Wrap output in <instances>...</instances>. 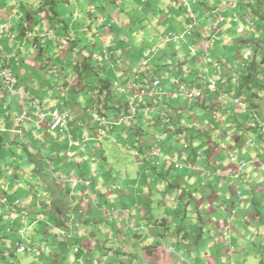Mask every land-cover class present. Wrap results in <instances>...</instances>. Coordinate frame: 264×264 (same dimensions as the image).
Listing matches in <instances>:
<instances>
[{
  "label": "crops",
  "instance_id": "obj_1",
  "mask_svg": "<svg viewBox=\"0 0 264 264\" xmlns=\"http://www.w3.org/2000/svg\"><path fill=\"white\" fill-rule=\"evenodd\" d=\"M70 1L74 3L78 0ZM96 1L98 0H93L87 6L76 7L74 15L78 13L79 19H74V23L80 22L81 19L92 24L100 15L94 7L101 9L100 12L104 14L108 11V15L104 16L102 24L112 27L111 30H118L120 32L116 26H125L131 23L136 16L139 17V20L135 21L136 23L145 22V25H141L143 28H138V31H136L138 32L136 34L139 35H135L136 38L132 37L133 41L123 37L124 39L121 38L122 42L116 44L115 39L112 40L117 48L115 51L107 53L104 57L105 60H108L112 54L116 53L115 58L112 59L114 60V64L112 63L111 65L112 76H116V68L119 67L124 72L120 73L122 76L121 84L128 79L127 76L131 67L127 64L128 59H131L132 66L134 65V61L136 62L135 64L138 65L139 71H147L148 76L152 75L150 69L151 64L154 62L170 64L171 62L168 61L170 58H175L176 61L180 60L182 62L180 66L173 69L172 67L167 68L168 66L162 67L163 70L171 69L164 73L166 78L162 85L165 94L151 98L143 95L140 96L144 106L141 112L143 117L151 118L152 115H157L164 111L178 110L177 115L173 119L176 121L179 116H182L181 120L184 121L183 116H189L192 112L197 115V111L194 110L196 107L202 109L200 117L194 118L193 122L185 121V123H188L185 124L186 127H192L193 130H187L181 134L182 138L188 140L191 151L185 153L183 157L179 155L171 156L172 159L179 158L181 162L183 158L184 160L186 158L185 162H191L193 166L188 168L184 165L182 168H175L171 161L169 164H165L164 161L153 164L152 160L151 163L148 156L149 148L156 144L157 136H152L148 132L142 138L144 140L142 155L143 157L145 155V158L143 159L142 157L137 160L134 156H130L131 158L127 157L125 160L127 162L132 160L137 163V166H125L123 164L125 161L123 162L117 157V160L122 162L120 165H123V170L128 178L132 176L130 174L133 172H136L139 178L138 183L133 184V186H137H134L135 189L131 190L130 193L127 192L124 195L122 191L119 192V197H121V205L119 207H115L116 202L111 198L113 196L109 189L107 192H100L98 197L91 194V192L86 193L84 187L81 185L72 189L70 184H65L58 177H65L66 175H73L75 173L88 177L81 167L87 162V158L89 156L93 157L94 154L99 156L100 153H103V155L110 152L114 153V151L120 149L117 146H120L123 140L124 144L122 143L121 146L125 149L124 147L132 142V132H123V135L116 134V138L113 137V133H107L100 139L92 138L86 146H73L71 147L73 151L72 156L70 158L65 156V161L61 157L65 155L64 152L68 139L50 131L47 125H45L46 122H39L38 112L31 108L28 102L23 104L18 96H12L5 92L3 86L0 84V159L3 154L7 155L8 153L4 144L9 142L10 138L16 137L12 129L18 126L20 122L14 120L15 117L20 115L24 109H28V115L32 118V121L20 123L23 131L22 141L24 143L21 146L25 148L24 157L21 156L17 165L15 161L13 164L15 167H11L12 173L10 175H8L10 173V167H8L5 173L7 181H4L2 172H0V253L4 258V264H11V256L24 252L30 254L22 258V262L16 259L17 264H36L38 258L45 256L44 254L40 256V252L41 250L44 251V247L43 249L39 247L43 244L49 245V250L47 249L49 251L48 262L51 260L54 264L57 262V254H60L59 264H139V260L136 259L137 256L132 253V249L129 248L128 244L117 241V247L113 249L108 243L110 236L107 239L97 236L101 232L112 231V236L114 232H118L121 237H129L130 233L128 230H131L133 235V238L130 239L136 242V246L142 249L143 254L151 256L140 264H264V144L259 143L258 148H255L256 155L254 157L248 156V160L246 159L247 163L242 168L240 176L236 177L237 172L240 171L238 170L236 161L239 158H244L240 154L241 150L238 149L237 151L238 146L236 143H239L240 139H244V136L234 135L233 139L229 140V144H226V147L221 146V154L217 155V152L220 150L216 148V145L226 139V136H224L225 128L217 125L216 129L209 131L213 127L211 122L206 123V120H200L201 117L205 116V110L200 106L201 103L204 106H208L210 103L221 101V108L223 109L218 114H222L225 121L229 117L225 114V108H228L229 104L227 105L223 100H220V96H217V93L214 91L208 92L205 96V99L214 97L213 102H209L208 100L195 102L184 96L186 100L184 103L175 99L177 92H175L173 85L176 80L181 79V70H186L188 76L192 77H187L186 80L188 79V82H193L192 79L196 78V76L193 77V74L197 72V65L198 62H201V57L198 60L193 58L194 60L189 61L187 58L189 56L187 43L178 46V44L172 42L161 41L164 40L165 32H183L192 12H184L185 10L180 0H124L123 5H120V7L122 10L125 7L126 9L120 11V7H116L110 14L111 11L105 7H98ZM8 4L11 5L8 7H12L18 4V1L9 0V3H7L0 0V26L3 27L0 34L3 35V41L6 46L3 50L9 54L10 69L17 75L19 80L29 82L27 85L28 89L34 96L39 93V90L45 92V88L47 89L45 96L41 98L45 111L50 110L56 103H58L60 110H65L61 105L62 101L58 102L55 95H52L53 84L51 83L50 85L49 80L48 82L45 81L48 74L54 72V69L50 67L55 62V59H49L45 65L44 54L38 53L40 43L46 41L48 37V34L41 32V29H45L46 26L40 27L41 21L37 23L40 18L39 15L37 17V15H34V11L29 9L25 11L32 13L33 19L30 21L24 20L23 22V18H21L23 14L19 18H15V14L18 15L20 9L14 12L13 15L9 14L6 17L8 10H6L5 6ZM201 6L199 4L193 5L192 10L197 17L204 16V19H206L210 14L206 11L207 9H202ZM219 9L222 10L221 7ZM221 10L214 11V13ZM225 12L230 13L232 11L223 10L221 12L224 18L221 25L224 28L227 27L229 19L227 15H224ZM133 13L137 15L135 16ZM128 14H131V16ZM28 23L33 26L34 31L29 30L27 32L29 28L26 25ZM202 30L201 28L197 32V37L200 38V45L202 38H206ZM121 31H124V29L122 28ZM12 34L14 37H12ZM106 40L108 41L109 38ZM160 45L163 46L161 47ZM165 45L174 46L175 49L171 48L170 53L162 51ZM106 48L101 47L99 51L105 52ZM7 49L10 51H7ZM150 49L151 51H149ZM99 51L97 50V53L100 54ZM1 54L2 52H0V56ZM179 54L183 56L180 57ZM176 61L173 62L175 63ZM236 62H239V60H236ZM204 66L205 64L202 67ZM225 66L226 68L223 66L225 71L223 70L222 73L215 74L214 78L217 82L218 80H228L229 72H226V70L232 71L231 67L234 66L232 68L234 69L237 65L235 64L229 69L227 64ZM197 70L199 71V69ZM213 71H215V68H213ZM238 71V68H236L232 71V74ZM217 72L216 70L215 73ZM211 76L213 74L209 73L208 79ZM139 77L141 78L142 75H139ZM127 90L124 92L126 93ZM132 92L131 89L128 90V95L124 97L126 101ZM87 98H89L88 102L82 101L80 103V98H77L79 100L74 99L73 102L76 104L78 102V104L80 103L79 105L86 103L84 107L87 109L85 111L91 113L89 108L93 107L96 103V98L92 99L91 93L88 94ZM6 112L9 113V119L4 118ZM72 117H75V114ZM76 118L79 121V126H81V116L76 113ZM146 124L148 123L146 122ZM125 125L127 126L126 122L122 123L120 128H123ZM46 134L49 135L47 138L49 143L41 141L39 138L40 135L45 136ZM259 136L257 139L264 142V137ZM53 137L54 139L51 140ZM125 137H127V140ZM236 137H240L239 140H236ZM103 139L107 147H98V142L103 141ZM17 140H19L18 137ZM16 141L14 142L16 143ZM41 142L43 147L34 145ZM241 143L245 144L246 139ZM253 144L254 141H252L251 145ZM214 146L216 149L212 148ZM227 146L229 147L227 148ZM225 152L233 154L235 160L231 161L229 158H225ZM238 152H240L239 155H237ZM165 153L167 152L165 151ZM120 155L121 153H118V156ZM142 159L145 161L144 163ZM228 159L229 161H227ZM54 161L57 163V166H54L53 172L58 177H52L50 174L49 165ZM169 166L172 169H177L176 171L179 173L173 174L171 171H168ZM65 168H68L67 174H64ZM0 169L3 171L2 167ZM32 169L34 172L30 174ZM160 171L163 173L167 171V175H158ZM43 174H46V176ZM21 175L26 176V179L20 177ZM104 179L105 177H102V180ZM108 179L107 177L105 181ZM138 184L141 185V188H138ZM186 185L187 188L189 187L188 191L191 192L192 189L196 190L195 194L192 195L194 193L192 192L189 198L195 200L194 205H192L191 200V205L197 208V212H190L191 209L189 207L187 208V216L184 220L181 221L180 218H177L173 221L172 217L174 216V210L177 208L176 204L186 200V198L188 199L186 196L183 197L182 194V190H185L184 186ZM103 186L104 184H101V187ZM237 190H241V193L238 194ZM20 191L22 192L20 193ZM199 192L202 194L199 195ZM62 194H67V199L63 200V206H65L68 200L71 209L68 211L70 217L68 215L65 217L61 213V210L53 209V202H56L60 207ZM97 198L98 200H104L102 205L99 204ZM93 200L97 201L96 206ZM227 202L229 204L228 208L234 212L233 216L228 213L227 207L218 208L221 206V203ZM151 203V206L155 205L157 207L158 214L151 212ZM92 205L96 208L92 209ZM129 208L131 209V214L125 212V209L129 211ZM253 209L256 212H253ZM120 210L124 211L119 219L120 213L118 211ZM62 211L64 210L62 209ZM80 213L83 215H80ZM224 213L229 217L226 220L222 217ZM161 217H164V222H158L157 219ZM196 217L199 218L194 219ZM57 220H66V225H58ZM109 220L113 222L112 227L109 226ZM198 221L201 222L200 226L195 228V222L197 223ZM244 221L248 222L247 226L243 224ZM115 222L121 226L120 230L115 225ZM180 222L186 227L185 236L181 235L180 232L172 235L176 231L174 229L175 226ZM84 224H95L98 231L92 233L86 229ZM207 229L209 231L205 233ZM124 230H127V233ZM244 231L246 233H243ZM234 233L242 240L246 239L247 233H251L255 236V240L254 236L250 235L247 240L248 243L243 244L241 240L234 241L235 238L231 235ZM228 237H230V240L226 241ZM195 239L196 247L194 248L191 241ZM18 243L26 244L27 249L17 252L15 249ZM130 243L132 245L133 242ZM75 245L86 251L83 257H79V253L76 252L73 254L72 248ZM117 249H123V252ZM68 250L67 255L66 252ZM111 251L117 256L116 263L108 257ZM64 254L67 255L66 259ZM117 254L121 256L126 255L130 258L125 257L123 259ZM79 259L82 262L79 263Z\"/></svg>",
  "mask_w": 264,
  "mask_h": 264
},
{
  "label": "rangeland",
  "instance_id": "obj_2",
  "mask_svg": "<svg viewBox=\"0 0 264 264\" xmlns=\"http://www.w3.org/2000/svg\"><path fill=\"white\" fill-rule=\"evenodd\" d=\"M1 1H6L7 3H9V0H1ZM17 1H18V4H16L15 6L8 7V6H11L10 4L5 6L6 10H8V14L6 15V17H8L9 14L13 15V13L16 12L17 10H19V9H20V12H19L18 15L15 14V18L17 19V18H19V16H21L23 14V16L21 17V18H23V20H22L23 22H24L25 19H26L25 21H30L31 19H33V17L31 16L32 13L31 14L29 13L28 16H27V12H26L27 10L26 9L34 11V15H37L35 13V10L37 8H39V6H38V1L39 0H17ZM92 1L93 0H78V1H75L73 3V1L71 2L69 0V1H67V2H69V4L66 1H63V0L59 1L57 3V10H58L59 16H60V18L64 19L68 23L71 22V18H73V17H74L75 20H77V19H79V14L76 13L74 15L76 7H79V6L82 7L83 5L87 6ZM240 1L243 4V0H240ZM116 2L113 3L111 0H101V1L98 0V1H96V3L98 4V7H101V6L105 7L107 10L111 11L110 14L114 11V9L116 7H120V5H123L124 0H116ZM217 2H219V0H206V4L205 5L202 4V6H201L202 9L203 8L207 9L206 11H208V14H210L208 16V18H206V19H202L201 18L200 21H201L202 24L199 26L200 29L201 28L203 29L202 33H204L205 37L207 39H209V45H208L209 48H208V50L200 49V47H202V46L199 44V42H197L200 38L197 37L198 34H197L196 31H194L192 33V35H191V39H190L191 44L192 43H196L195 53L194 54H196V52L202 51L201 52L202 54H207L210 57L208 59L209 62L205 64V65H207L206 70H204V67H202L203 64L205 63V61H203V59L201 57V60H200L201 62H198V65H197V69H199V71L196 69L197 72L193 74V77L196 76V78L195 79L193 78L192 80L193 81H197V82H201V83H206L207 80H208V74L209 73L213 74V76H211V78H212V77H215V74H219L220 72L222 73L224 68H226V66H225L226 64L228 65V69L231 66L236 64L237 66L234 69L238 68L239 71L235 72L234 74H232V71H234V69H232V68L234 66L231 67L232 71H227L226 70V72H229L228 73V81H227V83L225 82V83L222 84V89H220L219 87H218V89H219L220 98L222 97L221 94L224 93V95H223L224 97L221 98L220 100H223V102L225 104H227V105L229 104L228 108H231V109L239 112L243 108H240L239 105H237V106L232 105V100L238 95L234 96L232 94L229 82H231V81L233 82V81L237 80L238 77L241 75V73L245 72L244 68L245 69H248V68L250 69L251 62H249V61H252L253 58H255L256 61L260 60L259 56L261 55V51H260L261 48L256 47L255 45H252L251 43H252V40H253L252 38H254V37H261V38L264 37V23L261 22L253 14H251L250 11L248 13H244L243 14V11H244L243 7L238 5L237 6L238 9L235 10V9L229 8L227 11L231 10L232 12H230V13L225 12L224 13V15H227L228 18H229L228 19V25H227L226 28H224L221 25V22H218L215 19L216 15H217L216 12L215 13L212 12V10H216ZM221 3L225 4V1L222 0ZM127 7H128V5H127ZM94 8H96L98 13L100 14L99 15L100 17L98 19H95L92 24L90 22H87L85 20L83 21V20L80 19L81 23L78 22L79 23L78 30H79V32L80 31L81 32L78 33V34L81 35L82 42L77 40V43L80 46H82V45L85 46V45H90V44L92 45V43L94 44V42H96L98 44L96 46V52H97V50L99 51V49L101 47H103V48L107 47L105 49V52H100V54L98 53L100 55V57H105L107 53H110L111 51H115L116 48H117L116 44L120 43L118 41L119 39H121V38L124 39L123 37L129 38L131 40L133 38H136L135 35H139V34H136V33H138V32H136V31H138V28H143V26H141V25H145V22L136 23L134 21L135 19H133L131 21V23L126 24L125 26H120V25L116 26V28H118L120 32H118V30L117 31L111 30L112 27H109L107 25L105 26V24H102L103 20H104V16L108 15V11L104 14V13L100 12L101 9H99L97 7H94ZM125 9H126V7L123 10H125ZM119 10L123 11L122 9H119ZM184 12H186V11H184ZM133 14H135V16L137 15L136 13H133ZM128 15L131 16V14H128ZM26 17H28V18H26ZM37 17H38V15H37ZM39 17L41 18V26L40 27L46 26L45 29H41L42 33L45 32V33H48V34L52 35V34H55L58 31V29L56 30V28H55V23L51 22V20L48 18V16L44 12L43 13L41 12L39 14ZM194 17H195V19H200V17H197V15L194 16ZM128 20H129V18H128ZM212 25L217 27V32H215V33L213 32L212 27H211ZM26 27L29 28L27 30V32L29 30L30 31L33 30V26H31L29 23L26 25ZM128 27H130V28L128 29ZM122 28L124 29V31H121ZM25 29H27V28H25ZM35 29H37V28H35ZM107 38H109L108 41L106 40ZM114 39H115L116 44L114 42H112V40H114ZM243 39H245L247 42L246 41L242 42ZM73 42L74 41H72V43ZM161 42H164V40H162ZM69 44L71 45V43H69ZM150 46H148V47H150ZM160 46L162 47L163 45H160ZM178 46H181V45L178 44ZM4 47H6V46H5V43L3 41V35L0 34V52L3 51ZM87 48L88 47H86L85 49H87ZM156 48H158V47H156ZM156 48H154V50H156ZM171 48L175 49L174 46L171 47V45H165L162 48V51H167L168 53H170L169 51L171 50ZM7 51H10V50L7 49ZM149 51H151V49ZM153 51H152V54H153ZM76 53H77V55L80 56L79 51H77ZM76 53H75V55H76ZM188 53H189V50H188ZM254 53H256L255 57H254V55H255ZM44 54H47V52H45ZM115 54H112L111 57L108 58L109 62L107 64L108 65L107 66L108 67L107 68V72H108L109 77H111V79H114L119 84V82L121 83V81H122V76L120 75V73H124V72H122L119 69V67H117L116 68V71H117L116 76H112V69H111L112 67H111V65H112V63L114 64V60H112V59L115 58V56H116ZM179 56L182 57L183 55L179 54ZM195 57L196 56H194V55L191 56V53H190L187 58L190 61V60H192ZM64 58L65 57H63V59ZM180 59L182 60V58H180ZM213 60L220 61L218 68H216L215 66H212ZM227 60H229V62H227ZM236 60H239V62H236ZM168 61L171 62V64L168 65L167 68L172 67V69H173L174 67H178V66H180L182 64V63H180V65H175L176 62L175 63L173 62V61H176L175 58H172V59L170 58ZM135 63L136 62L134 61V65L132 66L131 59L127 60V64L129 66H131L130 70L128 72L129 75L127 76V78H129L130 81H133L135 79L136 75H143V73H144V70L139 71V67ZM223 66H224V68H223ZM213 68H215V71H213ZM159 69H160L159 70V73H160L159 76H160L162 84H163L165 82L164 80L166 78L164 73L168 72L169 70L168 69L163 70L161 68H159ZM216 70H218L219 73H215ZM59 71H60L59 69H58V71L54 69V72L48 74V77L45 80L46 82H48V80H49L53 84V86H52L53 94L52 95L56 96L55 98H56V100L58 102L63 101L61 105L63 106V108L65 110H67L68 113H70L69 122L74 125V128L75 127H77V128L79 127V124H78L79 121L77 120V118L72 117L73 114H75V116H76V113L81 116L82 119L80 121L82 122V125H87V126L89 125L90 126L95 118L92 115H89V114H91L90 112L87 113L85 111L87 109V108L84 107L86 105V103H83V104L79 105L82 101L83 102H88V100H89V98H87L88 94L84 93V92H79V93L77 92L79 87H80V85H78V82L76 80L77 78L73 74L67 73L66 69L63 70L62 72L60 71V74H59ZM181 74H180L181 75L180 78L182 80H184V81L188 80V79L186 80L187 77H191L190 75L188 76V73H186V70H181ZM235 76H238L237 79H235ZM57 78H59L60 82L63 81L64 83H62V82H61V84L60 83H55L54 81ZM218 82H220V80H218ZM122 83L123 84L121 86H119V88L117 89V91L119 92L118 96L126 97L128 95V90L129 89L125 93L124 92V88H125L124 82H122ZM26 84L28 85L29 82H26ZM57 87H59V88H57ZM73 88H76V90H77L74 94H72V96L74 98L71 95H69V93H68L69 90H72ZM139 90L143 91L142 88L139 89ZM46 92L47 91L44 92V91H40L39 90V93L36 94V97L41 99L43 96H45ZM173 93H175V92H173ZM203 93L206 94V91L203 90ZM204 94H203V97L205 96ZM77 98H80V103L79 104H78V102H77V104L73 102L74 99H77ZM91 98L95 99L96 98V94L95 93H91ZM175 99H178L182 103L186 102V100L184 99L183 95L179 94V93H176ZM255 99H257V101L259 100L258 98H255ZM77 100H79V99H77ZM202 100H205V98L201 99L200 101H202ZM194 101L196 102V99ZM116 102H117V100L115 98V99L112 100L111 104H114ZM243 102H244V100H243ZM125 103H127V102L123 101L122 105L124 106ZM97 105H98V103L96 102L93 105V107L89 108V109L91 111H94V109L97 107ZM248 105L250 106V104H248ZM213 108H215V107H213ZM191 109H192V107H191ZM209 109H211V107L207 108V110H209ZM194 110L197 111V115H195V113L192 112V114L189 115V116H183L184 121L193 122L194 118L200 117V114H202V109L196 107V109H194ZM254 112L256 113V111H254ZM108 113L111 115L112 111L109 110ZM167 113H168V115H170L169 112H165V115H167ZM218 113H219V110L216 108L214 113H213V111L212 112H208L204 117L200 118V120H206V123H210L211 122L213 127L211 129H209V131H212V129H216L217 125L223 126V128H225L224 136H226V139H224V136H223L224 141L223 142H219V144L216 145V148L220 150L219 152H217V155L221 154V149H222L221 146L226 147V144H229V140L233 139L234 135H242V136H244V139H246V143L245 144L241 143V142L244 141V139H240V142L236 143V145L238 146L237 151H238V149L241 150V153L238 152L237 155H239V153H240L247 160H248V156L249 157L250 156L254 157L256 155V153H257L255 151L256 150L255 148H258L259 143L260 144H262V143L264 144V142L262 140L257 139L259 134L257 132H255V131H253V129H248L245 133H244V130H236V128L234 127V125H236V123H237L236 121L233 122L231 120L232 119L231 117H228L226 119V121H225L223 119V115L222 114L219 115ZM125 114H126V116H131V117H133L134 114H135L134 109L132 108V105L129 104V103H128V106H127V108L125 110ZM225 114L227 115V113H225ZM256 115H257V113H256ZM263 116H264V114H262L260 116L257 115L256 117H260L261 118ZM154 117L155 116L152 115L151 119L152 118L154 119ZM157 117H158V115H156V118H155L156 120H157ZM237 118H238V120H240L241 119V115H238ZM254 118L255 117L250 114V117H249L248 120L254 121L255 120ZM155 121H153L154 123H152L151 126L147 125L145 127V129L149 130V132L152 134V136L153 135L157 136L156 137V139H157L156 140V145L161 146V150L163 151V153L160 156L153 157L152 159H151V157H149L150 160H151L150 161L151 163H152V160L154 162L153 164H155L157 162H163V161H165V156H169L171 158L172 155H179L180 157L181 156L183 157L185 155V153H188V152L191 151V148H185L184 147V141H186V139L182 138L181 134H176L172 130L165 131L162 122L157 123ZM150 122H152V120ZM186 124H188V123H186ZM99 126H97V129H98ZM119 130H122V131H119ZM128 131L135 132V126H133L131 128V127H128V126L125 125L123 128H119L117 133H114L113 137L116 138V134H118L119 132H120L121 135H123L122 134L123 132L127 133ZM206 131H208V130H206ZM241 133H243V134H241ZM76 136H78V134H76ZM48 137H49L48 134H46L45 136H42V135L39 136L41 141L43 140V141H46L47 143H49V141L47 140ZM239 138L236 137V140H239ZM16 139H17V136L13 137V138H10L11 141H9L6 144H4L6 146L7 152H8L7 155L3 154L2 158L0 159V167H2V169H3V171L0 169V172H2V175L4 177V181H7L5 173L7 172L8 167H10L9 168L10 169V173L8 174V175H10L12 173V171H11L12 168L15 167L13 165L15 163V161H16V165H17L19 163V160L21 159V156L24 157V155H25V148H22V146L18 144V143L21 144V142L20 141H17V143L12 142V141H16ZM52 139H54V137L51 138V140ZM114 140H117V139H114ZM252 141H254L253 145H251ZM121 142L123 143L124 140L121 141ZM28 143H30V142L28 141ZM122 143H120V144L122 145ZM34 145L35 146L38 145L37 147H43L42 146V142L38 143V144H34ZM121 145L117 146L118 148H120L118 150L120 152L114 151V153H112V152L106 153V154H104V156H100V155L97 156L96 154H94L93 157L89 156L87 158L88 159L87 162L81 166L83 171H85V173L88 175V177L92 180V184H91V186H89V189H88L89 193L91 192V194H94L96 197H98V194L100 192H107V190L109 189L110 193L114 197V198L113 197H111V198L116 202V206L115 207H119L121 205L120 204L121 203V197H119V192L122 191L124 195L127 194V192L130 193L131 190L135 189L134 186L135 187L137 186V185L133 186V184L138 183V179H139L138 178V174H136V172H133L132 174H130L132 176L130 178H128L127 174L123 170V167H122L123 165L122 166L120 165V163H122V162L117 160V157H118V158L121 159V161L124 162L127 157L131 158L130 156H133L132 151H129L127 146H125L124 147L125 149H123ZM100 146L107 147L106 146V142L104 141V139H103V141L98 142V147H100ZM228 147L229 146H227V148ZM212 148H215V146L212 147ZM165 151L168 154L165 153ZM118 153H121V155L118 156ZM226 157L229 158L227 152H225V158ZM61 158L63 160L66 159L65 155L62 156ZM216 158H218V156H216ZM263 158H264V153H263ZM185 161H186V158H185V160L183 158L182 163H184L186 165ZM227 161H229V159ZM125 162L123 163L125 166H129V167L137 166V163L132 161V160L130 162H127V161H125ZM142 162L144 163L145 161L142 159ZM171 162H172V165L174 166L175 165L174 163L175 162H177V163L180 162V159L179 158L178 159H174V158L172 159L171 158ZM189 163H191V162H189ZM192 165H193V163H192ZM53 166H57V163L55 161L53 162ZM156 166H158V165H156ZM169 168H170V166L168 167L167 170L171 171L173 174L179 173L178 171H176L177 169H172V168L169 169ZM64 171H65L64 174H67L68 168H65ZM166 172L163 173L162 171H160L158 173V175H162L163 174V176H166L167 175ZM238 176H240V173H238ZM20 177L26 179L25 178L26 176H22L21 175ZM102 177H105V179L108 177L109 179L105 181V179L102 180ZM101 184H104V186L101 187ZM140 186L141 185L138 184V188ZM188 188H187V185L184 186L185 190H182L183 197L184 196H186L188 198L191 197L190 194H192V192H194V194H195L196 190L194 191L192 189L191 192H190V191H188ZM173 189H175V188H173ZM21 192L22 191H20V193ZM200 194H202V193L199 192V195ZM97 200H98V198H97ZM191 200H192V205H194L195 200L192 199V198H191ZM221 200H223V199H221ZM103 201H104L103 199L98 200L99 204H101V205L103 204ZM151 205H152V203L150 204V206ZM125 206H127V205H125ZM220 207L221 208H223V207H227L228 208L229 204H228V202L227 203H221V206H219L218 208H220ZM95 208L96 207H94L92 205V209H95ZM127 208H128V206H127ZM226 210H228V213L232 214V216L234 215V212L232 211V209L228 208ZM249 210L251 211V209H249ZM123 211L124 210L118 211V213H120L119 214V219L122 216ZM192 211H194V210L193 209L190 210V212H192ZM125 212L131 214V209L129 208V211L127 209H125ZM151 212H153L154 214H158V209H157V207L155 205L151 206ZM253 212H256V210L253 209ZM80 215H83V214L80 213ZM193 215H195V214L193 213ZM115 216H117V215H115ZM222 217H223L224 220H226L228 215L226 213H224L222 215ZM198 218L196 217L194 219H198ZM252 218H253V215H252ZM109 219L112 220L111 217H109ZM200 223H201L200 221H198L197 223L195 222L194 227L198 228V226H200ZM112 224H113V222L110 221L109 226L112 227ZM243 224L245 226H247L248 222L244 221ZM84 225L86 226V229H88L92 233H95L96 231H98V229L96 228L95 224H91V225L84 224ZM115 225L119 227V230L121 229L120 228L121 226H119L118 223L115 222ZM208 231H209V229H207L205 233H207ZM124 232L127 233V230H124ZM128 232L130 233L129 237H124V236L121 237L120 233H118V232H116V233L114 232L113 233L114 235L112 236L111 235L112 231H108V232H105V233L101 232V234L99 233V234H97V236L100 237V238H106V239H107V237L110 236L108 238V243H109V246L112 247L113 249H116L117 241L128 244L129 248L132 249V253H134L137 256L136 259L139 260L138 263L140 264L141 262H143V260L146 261V259L148 257H151V256H148L147 254H143L142 249L136 246V242H134L133 239H130V238H133L131 230H128ZM243 233H246V231H244ZM102 234H103V236H102ZM234 234H231L235 238L234 241L235 240H241L243 242V244H247L248 243V241H247L248 238L250 237V235H252L251 233H247V235L245 236L246 239L242 240V239H239L237 237L236 233H234ZM252 236H254V235H252ZM229 240H230V237L226 238V241H229ZM254 240H255V236H254ZM195 241H196V239L194 241H191V243L193 244L194 248L196 247L195 246ZM130 242H133L132 245H130L131 244ZM252 242H255V241H252ZM42 243H44V242H42ZM71 246H72V244H71ZM249 246H251V245H249ZM43 247H44V251L41 250L42 253L40 252V256H41V254H44L45 256L43 258H41V257L38 258V262L36 264H54L51 260H49V262H48L49 245L43 244L39 248L43 249ZM77 249H78V252H76V253H79V257L80 256L83 257L84 254L86 253V251H83V249L79 248L78 246H77ZM117 250H119V249H117ZM73 251L74 250H72V252ZM119 251L123 252V249H120ZM68 252H69V250L66 252L67 255H68ZM29 254L30 253L24 252V253H21V254L18 253V254H15V255L11 256V258H12L11 264H17V260L16 259H19L22 262L21 259L24 258L25 256L29 255ZM66 254H64L65 259L67 257ZM73 254H75V251L73 252ZM117 255L120 256L123 259H125V257L130 258L129 256H126V255H122V256L120 254H117ZM8 256H10V255H8ZM108 257L113 259V262H115V263L117 262V256H115V254H113V251H111V254ZM43 259L45 260L44 262H43ZM78 261H79V263L82 262L81 259H79ZM0 264H4V258H3L1 253H0ZM80 264H82V263H80Z\"/></svg>",
  "mask_w": 264,
  "mask_h": 264
},
{
  "label": "trees",
  "instance_id": "obj_3",
  "mask_svg": "<svg viewBox=\"0 0 264 264\" xmlns=\"http://www.w3.org/2000/svg\"><path fill=\"white\" fill-rule=\"evenodd\" d=\"M59 1L62 0H39L38 1V6L39 8H37L35 10V13L37 15H39L41 12L45 13L48 18L51 20V22L55 23V28L56 30L58 29V31L55 34H48V37L46 39V41L40 43L39 47H38V53L39 54H44L45 52H47V54H44L45 56V65L47 64V61L49 59H55V62L51 64V68L52 69H56L58 71V69L62 72L63 70H67V73H71L73 74L77 79L78 85H80L78 91L76 90V88H73L72 90H69V95L72 96V94H74L76 91L79 92H84L87 94L90 93H95L96 94V102L98 103L97 107L94 109V111H91L92 115L95 114L97 115V118H95L92 122V124L89 126L87 125H81L79 126V128L84 129V131L86 132V134L91 135V136H95L96 139H98L97 136V126H99L98 124L100 123V118H103L104 120L110 122V124L107 127H103V125L100 124L99 128H105L107 133H117L118 129L120 128L122 123H127L128 127H133L135 126V132H132V142L130 143V145L135 148L137 146L140 145V142L142 140V138L148 134L149 130H146L145 127L151 126L152 123H154L153 121H155L156 119V115H154V119L152 118H145L142 115V100L140 96H147L145 93L151 88L152 86V82L154 80V78L156 77H160V73H159V68L162 69V67L164 66H168L170 64L168 63H158V62H154L151 65V71H152V75L148 76L147 75V71L143 73L142 77L140 78L139 75H136L135 79L133 81H130L129 78L124 81V91L126 89H131L132 95L136 94V100H135V114L132 118H130L129 120L125 121L124 118L126 116L125 114V110L128 106V103H125V105H122V102H128L125 100L124 96H118L119 92L117 91V89L119 88V86H121L122 84L119 82H116L114 79H111V77H109L108 72H107V64H108V60H105L104 57H100L98 55V53L96 52V46L97 43L94 42V44L92 43V45H85V46H80L77 43V40L82 42V37L81 35H79L78 33V25L79 23L76 22L74 23V18H71V22L68 23L66 22L64 19L60 18L58 10H57V3ZM63 1H69V0H63ZM113 3L116 2V0H111ZM225 4H222V0H219V2H217V7L216 10H221L219 9V7L222 8L221 11L216 12V16H220L221 12L223 10H228L229 8L232 9H238L237 6L233 7L231 6V1L230 0H224ZM236 1V0H234ZM69 3V2H67ZM117 3V2H116ZM239 6H242L244 11V13H248L250 11L251 14H253L255 17H257L261 22L264 23V0H243V4L241 3L240 0H238ZM205 5L206 4V0H192L190 2L189 5V9L191 10V14L188 20H191L192 18H194L195 13L192 10V6L193 5ZM185 11H187V7H183ZM121 9V7H120ZM213 12V11H212ZM28 12H27V16H28ZM31 14V13H30ZM100 17V16H99ZM98 17V18H99ZM201 20V18L203 19L204 16H199ZM26 20V19H25ZM139 20V17L136 16L134 21ZM41 21V19L39 18L37 22ZM201 23V21H199V24ZM195 27H197V30H199V25H194L193 29H195ZM24 28V25H23ZM23 31V30H21ZM187 39V44L191 43L190 39L191 36L188 35L186 37ZM247 39V38H246ZM252 45H255L256 47L261 48V55L259 56L260 60L256 61L255 58H253L250 64V69H245V72H242L241 75L235 76V81H231L229 82L230 88H231V92L234 96L238 95L241 97L242 100H244L246 106L241 109V111L237 112L231 108H225V111L227 113V115L229 117H231L232 121H236V125H234V127L236 128V130H244V133L248 130V129H253V131L257 132L260 136H261V128L258 125V123L252 120H248L250 117V114L253 115L256 119L257 115H262L264 114V37H254L252 38ZM72 41H74L72 43ZM120 43L122 42V39L118 40ZM246 41L245 39L242 40ZM247 42V41H246ZM71 43V45L69 44ZM86 47H88L87 49H85ZM77 51H79L80 56L77 55ZM200 51V50H199ZM100 52V51H99ZM202 51L197 52V56L195 57V59L198 60V58L201 57ZM76 53V55H75ZM254 57L256 56V53H254ZM63 57H65L63 59ZM194 60V59H193ZM180 63H182L180 60L176 61L175 65H180ZM171 70V69H169ZM59 71V73H60ZM62 79V78H61ZM228 81V80H227ZM55 83H64L63 81L60 82L59 78L55 79L54 81ZM225 82V81H224ZM51 85V82H50ZM127 85V87H126ZM143 89V91L139 90V89ZM44 90V89H43ZM45 91H47V89L45 88ZM120 91V90H119ZM214 95V94H213ZM129 96V97H130ZM56 97V96H55ZM128 97V98H129ZM154 97V96H153ZM117 100L116 103L111 104L112 100L115 99ZM151 98V97H148ZM214 97H210L208 99H205L204 101L208 100L209 102L213 100ZM258 98L259 100L257 101ZM203 101V102H204ZM63 102V101H62ZM118 103V104H117ZM219 103V104H218ZM213 104V105H212ZM221 104L222 102H213L210 103V105L208 106H204V104H200L201 108H203L205 110V115L208 112H212L214 113L216 107H218L217 109L219 110V112L223 109L221 108ZM250 104V106L248 105ZM219 105V106H218ZM215 108H213V107ZM208 107H211V109L207 110ZM92 108V107H91ZM112 111V114L110 115L108 113V111ZM177 111L178 110H171V111H164L160 114H157V120L155 122L160 123L162 122L164 130H172L174 133L176 134H183L185 133L187 130H193L192 127H186V123L185 121L181 120L182 116L178 117L176 119V121L173 119L175 117V115H177ZM256 111V113L254 112ZM165 112H169L170 115H165ZM238 115H241V119L238 120ZM76 118V116L74 117ZM127 118V117H126ZM260 120L264 121V116L263 117H258ZM118 119L122 120L121 124H115L113 122L118 121ZM146 119V121H144ZM134 120L132 123L131 121ZM152 120V122H150ZM138 121V124H137ZM148 124H145V123ZM156 124V123H155ZM117 125L118 128H117ZM240 127V128H239ZM243 128V129H241ZM122 131V130H119ZM76 134H78V132H76ZM120 134V132L118 133ZM117 134V135H118ZM65 137V136H64ZM100 139V138H99ZM125 139L127 140V137H125ZM125 140V141H126ZM186 142L188 143V140H186ZM126 143V142H125ZM100 156H104L103 153L99 154ZM46 176V174H43ZM48 181V180H46ZM50 182V181H49ZM46 186V184H44ZM43 192V190H41ZM67 199V194H62L61 196V205L59 207V205H57L56 202H53V209L54 210H61V213L65 215V217H67L66 215H68L70 217V214L68 211H70V205L68 203V200L65 204V206H63V200ZM68 205V206H67ZM177 208L174 210V216L172 217V220L174 221V219L180 218V220H184L187 216V208L190 207V209L194 210L195 212H197V208L196 207H192L191 205V198H188L182 202H179V204H176ZM179 206V207H178ZM65 208V209H64ZM62 209L64 211H62ZM67 210V211H65ZM66 212H68L66 214ZM68 217V218H69ZM158 222H164V217H161L159 219H157ZM58 221V220H57ZM56 221V222H57ZM68 221V219H67ZM66 220H62V221H58L57 224L58 225H62L65 226L66 225ZM170 224V223H169ZM176 231L172 234L174 235L175 233L180 232L181 235L185 236L186 234V227L183 225L182 222H180L179 224H177L174 228ZM60 254H57V262L56 264H59L58 260H59Z\"/></svg>",
  "mask_w": 264,
  "mask_h": 264
},
{
  "label": "clouds",
  "instance_id": "obj_4",
  "mask_svg": "<svg viewBox=\"0 0 264 264\" xmlns=\"http://www.w3.org/2000/svg\"><path fill=\"white\" fill-rule=\"evenodd\" d=\"M192 0H188V2L187 3H185L184 2V0H180V2L182 3V5H183V7L185 6V7H187V12H191V10L189 9V5H190V2H191ZM231 1V0H230ZM238 2V0H236V1H231V6H233V7H235V6H238L239 5V3H237ZM213 12L214 11H217V10H212ZM219 12V11H218ZM203 19H204V17H203ZM215 19L218 21V22H222L223 21V16L222 15H220V16H216L215 17ZM199 21L200 20H198V19H195V17L194 18H192L191 20H187V26H186V28L183 30V32H181V33H173V32H165V34H164V42H172V43H174V44H180V45H183V43H187V39H186V37L188 36V35H192V33L194 32V31H196V32H198V30H197V27H195V29H192L191 30V33L190 34H187L186 33V31H187V29H188V26H189V24H191L192 22H194L195 24L194 25H201L202 23H200L199 24ZM1 28H0V32H2V30H3V27L2 26H0ZM212 27V30H213V32L215 33V32H217V27L216 26H214V25H212L211 26ZM26 34V33H25ZM46 34H48V33H46ZM169 34H172V35H176V36H183L182 38H178V40H171V39H169L168 38V36H169ZM12 37H14V35L12 34ZM197 42H199V40L197 41ZM206 45H207V47H206ZM208 45H209V39H207V38H202V43H201V46H202V49L204 50H208ZM195 47H196V43H188V48H189V54L191 53V56L192 55H194V56H197V52H196V54H194L195 53ZM206 55V56H205ZM201 57H202V59H203V61H205V63L204 64H206V63H208L209 62V56L207 55V54H202L201 55ZM219 62L220 61H218V60H213V62H212V64H213V66H215L216 68H218V66H219ZM227 62H229V60L227 61ZM0 64H4L13 74H14V76L16 77V79H17V83H18V85H20V86H23V88H24V90H25V92L29 95V98H37V99H39L38 97H36V96H34L31 92H30V90L28 89V86H27V84H26V82H24V81H21V80H19V78L17 77V75L10 69V59H9V54H7L4 50L2 51V54H1V56H0ZM216 64L218 65V66H216ZM206 67H207V65H205L204 66V70H206ZM218 71V70H217ZM217 73H219V72H217ZM154 79H160V81H161V78L160 77H156V78H154ZM208 81H212V82H214V84H215V86H216V88L215 89H213V90H205L206 91V94H204V93H202V96H200V97H198V98H188V97H186L185 95H183L184 97H186V98H188V99H191V100H195L196 99V102L199 100V102H203L204 100H202V101H200L201 99H204L205 98V96L207 95V93L208 92H210V91H214V92H216L217 93V95H219V89H218V87H220V89H222V84L223 83H227V80H220V82H217L216 80H215V78L214 77H210L208 80H207V82ZM225 81V82H224ZM207 82L206 83H201V82H196V81H191V82H188V81H184V80H182V79H179V80H176V82H174V89H175V92H177V93H179V94H181L180 92H178V90H177V85L179 84V83H184V84H197V85H199V86H201V87H203L204 85H206L207 84ZM0 84H1V86H3V88H4V90H5V92H7L8 94H10V95H12V96H18L21 100H22V103L24 104V103H26V102H28L29 103V105H30V107L31 108H33L32 107V104H31V101H30V99L29 98H26L25 96H23L20 92H10V91H8V89L6 88V86H5V84L3 83V81H2V79H1V77H0ZM161 88H162V93L160 94V95H162V94H165L164 93V90H163V85H162V81H161ZM203 94L205 95L204 97H203ZM134 95H136V94H134ZM134 95H132V96H130L129 98H128V102L127 103H129L130 104V99L134 96ZM224 93L223 94H221V98H223L224 96ZM148 96V95H147ZM155 96H159V95H155ZM136 97H137V95H136ZM148 97H153V96H148ZM236 97H239L240 98V100H241V104H239V103H236V102H234V99L232 100V105H235V106H237V105H239V107L240 108H244L245 106H246V104H245V102H243V100L241 99V97L240 96H236ZM235 97V98H236ZM136 100V99H135ZM39 101H40V105H41V110L42 111H44V112H48L49 110H47V111H45L44 109H43V105H42V99H39ZM136 103V102H135ZM62 104V103H61ZM54 106H57V108L59 109V111L61 112V113H66L67 115H68V128H67V131H64L63 133H61V132H59L58 131V129H51V127L49 126L50 125V122H51V116L49 115V114H47L46 116H45V118H44V120H40L39 119V122H46L45 123V125H47V128L50 130V131H53L54 133H56V134H58V136H65L67 139H68V142H67V145H66V147H65V152H64V154H65V156L67 157V158H70L71 156H72V154H73V151H72V149H71V147H73V146H79V145H84V146H86L91 140H92V138H95V136H91V135H88V134H86V132L84 131V129H81V128H77V127H75L74 128V125L73 124H71L70 122H69V120H70V113H68L66 110H60V107L58 106V103H56L55 105H53V107ZM26 107V106H25ZM52 107V108H53ZM133 107H135V104L132 106V108ZM51 108V109H52ZM33 109H35V108H33ZM50 109V110H51ZM36 110V109H35ZM37 111V110H36ZM38 112V111H37ZM134 112H136V110H135V108H134ZM23 114H25V119H20L21 118V116L23 115ZM48 116V117H47ZM93 117L94 118H97V115H95V114H93ZM127 117V118H126ZM125 118H124V120L125 121H127V120H129L130 118H132L131 116H126ZM4 118L5 119H9L10 118V116H9V113H5L4 114ZM38 118H39V113H38ZM14 120H18L20 123L21 122H24V121H27V122H29V121H32V118L31 117H29V115H28V109H24L23 111H22V113L20 114V115H17V117H15V119ZM48 120V121H47ZM100 120V123H99V125L101 124V125H103V127H107V123H110V122H108V121H106V120H104L103 118H100L99 119ZM121 119H118V121H116V122H113V123H115V124H121ZM255 122L256 123H258V125L260 126V128H262L261 127V125H260V123H264V121L263 120H260L258 117H256V119H255ZM20 123H19V125L18 126H15L12 130H13V133L15 134V136H17V137H19V140H17V141H20L21 142V144L20 143H18L19 145H23V131H22V127L20 126ZM99 131V132H98ZM76 132H78V136H76ZM105 132V133H104ZM261 132H262V130H261ZM107 134V132H106V129L105 128H102V127H98V129H97V136L96 137H98V138H101V137H103L104 135H106ZM88 136V139L87 140H84L83 139V136ZM261 136L262 137H264V133L262 132L261 133ZM11 141V140H10ZM17 141H16V143H17ZM75 141H79V143H77V144H75V143H72L71 145H70V142H75ZM144 140L142 139L141 140V142H140V145L139 146H137V147H135V148H133L130 144H127L126 146L128 147V150L129 151H132V153H133V156L137 159V160H139V159H141L142 157H143V155H142V152H143V146H144V142H143ZM12 142H14V141H12ZM185 145H187V147L185 146ZM157 147H159L160 148V150H161V146H159V145H154V146H152V147H150L149 148V154H148V156L149 157H151V158H153L154 156H152V154H151V151L153 150V149H155V148H157ZM184 147L185 148H189V144L186 142V141H184ZM70 152V154L68 155L67 154V152ZM163 153V151L161 150L160 151V154L158 155V156H160L161 154ZM156 157V156H155ZM168 157V161H166V159H165V163L166 164H169V162L171 161V158L169 157V156H167ZM228 157H229V159L231 160V161H234L235 160V156L233 155V154H229L228 153ZM231 157H233L234 159L232 160L231 159ZM145 158V155H144V157H143V159ZM240 159H243L244 160V165L243 166H241V167H239V164H238V162H239V160ZM237 167H238V170H240V171H238L237 172V175H236V177H238V173H241V170H242V168L246 165V163H247V161H246V159L245 158H239V159H237ZM175 165H174V167L175 168H182L185 164L184 163H182L181 162V160H180V162H178V164L180 165V166H176V164H177V162H175L174 163ZM188 164H191V166H188ZM186 165H187V167L188 168H191L193 165H192V163H189V162H187L186 163ZM185 165V166H186ZM53 168H54V166H53V163H50V165H49V170H50V174H51V176L52 177H55L56 175L54 174V172H53ZM34 171H33V169H32V171H31V173L30 174H32ZM33 176V175H32ZM56 177H58V176H56ZM70 178H78L79 180H81V182H79V183H77V184H85L82 180H85V181H87V184H92V180L90 179V178H88V177H85V176H82L81 174H77V173H75V174H73V175H66L65 177L64 176H59L58 177V179L59 180H61V181H63L65 184H71V182H70ZM91 186V185H90ZM192 195H194V194H192ZM95 205V204H94ZM96 206V205H95ZM98 207V206H97ZM62 234H64V232H62ZM79 247V246H78ZM16 250V249H15ZM73 250L75 251V252H78V249H77V245H75L74 247H73ZM18 252V251H17Z\"/></svg>",
  "mask_w": 264,
  "mask_h": 264
},
{
  "label": "built area",
  "instance_id": "obj_5",
  "mask_svg": "<svg viewBox=\"0 0 264 264\" xmlns=\"http://www.w3.org/2000/svg\"><path fill=\"white\" fill-rule=\"evenodd\" d=\"M234 1V0H231ZM185 3L188 2V0H184ZM194 22H192L191 24H189L188 29L186 31L187 34L191 33V30L193 29L194 26ZM183 36H176V35H172L169 34L168 38L171 40H178V38H182ZM207 47V45H206ZM216 66H218L216 64ZM0 77L3 81V83L5 84L6 88L8 89V91L10 92H20L23 96H25L26 98H29V95L25 92L23 86L18 85L17 83V79L14 76V74L4 65V64H0ZM216 86L214 84V82L212 81H208L206 85H204L203 87L197 85V84H184V83H179L177 85V90L178 92H180L181 94L185 95L188 98H198L200 96H202L203 90H213L215 89ZM162 93V88H161V81L160 79H154L152 82V86L151 88L145 93L148 96H155V95H160ZM32 104V107L35 108L38 113H39V119L40 120H44L45 116L47 114H49L51 116V122H50V127L51 129H58L59 132L63 133L64 131H67L68 128V115L66 113H61L59 111V109L57 108V106H54L51 110H49L47 113L41 110V103L39 101V99L37 98H29ZM135 99H136V95H134L131 99H130V104L133 106L135 104ZM234 102L241 104V100L239 97L234 98ZM134 109V107H133ZM25 114H23L21 116L20 119H25ZM110 123H107L106 125L108 126ZM261 125V130L264 133V123H260ZM84 140L88 139V136H83ZM72 143H79V141H75V142H70V145ZM187 147V145H185ZM160 148L157 147L155 149H153L151 151L152 156H158L160 154ZM67 154L69 155L70 152L68 151ZM166 161H168V157L165 156ZM231 159L233 160L234 158L231 157ZM244 160L240 159L238 164L239 167L244 165ZM176 166H180L178 163L176 164ZM188 166H191V164H188ZM85 184H77L79 182H81V180H79L78 178H70V187L76 188L78 186H83L84 187V191L86 193H89L88 189L89 186L91 184H87V181L82 180ZM237 193L240 194L241 190H237ZM194 194V193H193ZM93 203L95 205H97V201L93 200ZM27 249L26 244L24 243H18L17 247H16V251L21 252Z\"/></svg>",
  "mask_w": 264,
  "mask_h": 264
}]
</instances>
